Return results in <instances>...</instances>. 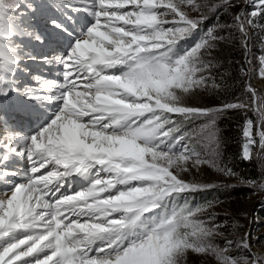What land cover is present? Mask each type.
<instances>
[{
    "label": "snow or ice",
    "instance_id": "1",
    "mask_svg": "<svg viewBox=\"0 0 264 264\" xmlns=\"http://www.w3.org/2000/svg\"><path fill=\"white\" fill-rule=\"evenodd\" d=\"M257 29L264 0H0V264H264L192 203L225 186L205 168L264 191L224 162L219 126L243 111L241 157L264 161V94L201 102L233 78L217 53L249 64ZM261 51L236 74L264 79Z\"/></svg>",
    "mask_w": 264,
    "mask_h": 264
},
{
    "label": "rangeland",
    "instance_id": "2",
    "mask_svg": "<svg viewBox=\"0 0 264 264\" xmlns=\"http://www.w3.org/2000/svg\"><path fill=\"white\" fill-rule=\"evenodd\" d=\"M255 31L260 32L258 29ZM255 37V32L253 31L250 55L248 57L250 63L246 64L247 68H250L254 73L258 72L257 64L258 57L260 56L259 54L257 55L256 51L253 49ZM247 82L250 83L259 93L264 94V79L260 78L258 74L247 76ZM218 96L219 94L215 96L214 99L213 97H210L212 98V101H209L211 99L208 98L206 101L201 102L208 105H218L220 103L213 101ZM256 160L262 173H264V161L259 159ZM196 178L204 182L223 184L225 186L222 188H226L227 192H230V189L232 190V188L240 182L236 180L235 177L219 175L209 168L203 169L202 172L197 174ZM208 202H212L214 205L209 211L217 214L216 223L222 225L221 231L224 233V236L231 239L232 237H242L248 232L250 233L254 250H258L264 245V191H254V189L250 187L249 194L237 197H219L218 195H215ZM220 242L222 243V240ZM190 264H214V261L211 258L205 259L199 256H192L190 257Z\"/></svg>",
    "mask_w": 264,
    "mask_h": 264
},
{
    "label": "trees",
    "instance_id": "3",
    "mask_svg": "<svg viewBox=\"0 0 264 264\" xmlns=\"http://www.w3.org/2000/svg\"><path fill=\"white\" fill-rule=\"evenodd\" d=\"M215 17L212 20H209L208 25H211L215 22ZM220 21H227L230 19L229 15H221L219 17ZM207 26V25H206ZM255 32V41L253 42V49L256 51V54L261 55L262 49H264V43H262V38H264V33L254 31ZM218 56L224 61L225 68H229L231 65L230 71L232 72L233 78L228 81L229 88L226 91H222L219 96L213 100L218 103H221L224 99L229 101H235L237 98L240 100H247L248 97L245 94V87L248 84L247 76H238L236 74V64L235 62H239L240 64H245L244 54L240 49L239 45L234 47H223L221 52L217 53ZM224 72V69H221V73ZM215 97H213L214 99ZM205 98L202 101H206ZM212 101V98H210ZM212 105V104H209ZM248 116L253 119L256 118L255 113L249 111L247 113ZM245 113L241 110H233L229 111L220 121L219 126L222 130L223 140H224V162L228 164L236 173L239 174L240 177L244 178H257L259 179L262 170L255 158L251 161H245L241 157L242 144L244 142L242 135V125L244 123ZM236 180H238L235 177ZM239 181V180H238ZM228 186V185H227ZM250 187L243 186L240 182L230 192L226 191V188H214L212 190L203 191V200L210 201L211 198L215 195L219 197H237L240 195L249 194ZM264 215V212H263Z\"/></svg>",
    "mask_w": 264,
    "mask_h": 264
}]
</instances>
